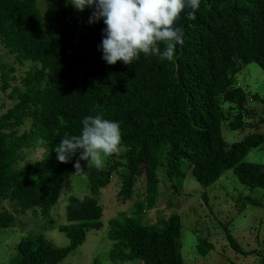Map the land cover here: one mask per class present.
<instances>
[{
    "label": "trees",
    "instance_id": "16d2710c",
    "mask_svg": "<svg viewBox=\"0 0 264 264\" xmlns=\"http://www.w3.org/2000/svg\"><path fill=\"white\" fill-rule=\"evenodd\" d=\"M36 1L0 0L1 46L18 60L39 64L10 87L14 102L0 114V229L14 224L12 213L2 207L4 199L21 212L38 209L47 215L54 206L62 172L79 156L61 163L55 148L62 138L80 134L84 117L99 113L119 121L124 152L100 170L87 169L81 161L89 194L67 199L66 223L57 226L68 239L65 246L52 245L42 233L27 234L19 238L7 264L62 261L87 231L101 227L102 207L93 195L113 175L120 180V201L132 197L141 176L145 195L128 215L108 221L109 258L182 264L179 216L141 223L156 202L159 167L175 180L188 170L201 186L230 169L241 184L264 189V165L242 161L250 148L264 145V133L251 132L226 144L220 132L223 103L237 110L229 128L243 126L241 111L248 96L235 81L236 73L250 62L264 72V0H212L209 7L202 3L185 21L176 67L173 61L143 55L131 66L121 61L108 65L98 49L106 25L102 20L88 23L92 8L81 12L66 0H39L44 3L42 15ZM4 68L0 61L2 91L9 88ZM25 120L28 128L18 132ZM40 146L54 161L15 166L22 161L21 150ZM226 236L240 251L230 234ZM205 238L198 237L195 245L201 257L212 248ZM260 262L264 264V253ZM90 264L101 263L95 257Z\"/></svg>",
    "mask_w": 264,
    "mask_h": 264
},
{
    "label": "rangeland",
    "instance_id": "374dc122",
    "mask_svg": "<svg viewBox=\"0 0 264 264\" xmlns=\"http://www.w3.org/2000/svg\"><path fill=\"white\" fill-rule=\"evenodd\" d=\"M40 13L44 14V3L37 0ZM0 61L5 66L3 72L9 76V88L0 89V114L9 108L14 100L8 92L13 85H19L20 79L39 64L31 60H18L0 44ZM1 72V71H0ZM235 81L246 91L248 100L241 111L243 126L230 129L228 122L237 111L222 104L225 120L221 121L222 138L229 144L242 139L251 132L264 133V72L250 62L244 65L235 76ZM1 86V81H0ZM255 96V98H253ZM233 107V106H232ZM29 121L18 128L26 130ZM119 150L104 158L103 165L112 156L123 153ZM22 161H54L46 154L42 146L21 150ZM242 161L264 165V145L250 148ZM121 169V168H119ZM157 196L153 208L145 211L141 223L150 225L171 214H177L180 220L179 252L182 264H262L260 256L264 253V189L247 187L236 179L230 169L208 186H201L186 170L181 180L167 178L162 167L157 169ZM120 180L113 175L106 186L93 195L102 207L101 227L85 233L83 242L71 251L58 264H90L97 258L101 264H141L138 261L119 262L109 258L112 241L107 238L108 221L118 214L128 215L132 205L144 197L143 176L134 184V193L130 199L120 201L117 191ZM88 184L82 173L75 174L74 165L62 172V187L57 202L47 215L38 209H27L23 212L13 207V203L4 199L2 207L12 213L14 224L0 229V264H7L13 255L19 238L27 234L42 233L52 245L65 246L68 239L58 230L59 224H65L64 207L69 196L88 195ZM13 204V205H12ZM15 208V209H14ZM230 234L240 251L230 244L226 234ZM198 237H206L212 248L201 257L195 250Z\"/></svg>",
    "mask_w": 264,
    "mask_h": 264
},
{
    "label": "clouds",
    "instance_id": "9594fccd",
    "mask_svg": "<svg viewBox=\"0 0 264 264\" xmlns=\"http://www.w3.org/2000/svg\"><path fill=\"white\" fill-rule=\"evenodd\" d=\"M66 3L81 12L92 8L88 23L102 20L106 25L98 49L108 65L121 61L131 66L141 55L171 62L177 46L183 42V30L174 21L186 7L192 11L185 15L193 14L201 0H66ZM81 123L79 135L62 138L55 148L61 163H68L79 152L75 174L85 172L81 161L86 162L87 169L100 170L104 158L117 152L122 143L119 121L98 113L84 117Z\"/></svg>",
    "mask_w": 264,
    "mask_h": 264
},
{
    "label": "water",
    "instance_id": "95a60500",
    "mask_svg": "<svg viewBox=\"0 0 264 264\" xmlns=\"http://www.w3.org/2000/svg\"><path fill=\"white\" fill-rule=\"evenodd\" d=\"M202 3H204L206 7H209L210 4L212 3V0H201L200 5ZM191 11L192 10L190 8H187L186 7L185 10H182V12L180 13L178 19L176 21H174V24L176 26H178V27H181L182 30H183V42H184V39H185V36H186L185 35V21H186L187 18H193L195 16L196 9H195V11H194L193 14H191V15H185V13L191 12ZM183 42H182V44H183ZM181 45L177 46V54L175 55L174 59L172 60L175 67L177 66V57L180 55V46Z\"/></svg>",
    "mask_w": 264,
    "mask_h": 264
}]
</instances>
